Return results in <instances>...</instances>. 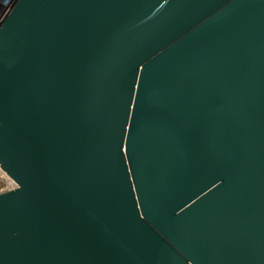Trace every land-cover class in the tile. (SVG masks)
I'll list each match as a JSON object with an SVG mask.
<instances>
[{
  "label": "water",
  "instance_id": "water-1",
  "mask_svg": "<svg viewBox=\"0 0 264 264\" xmlns=\"http://www.w3.org/2000/svg\"><path fill=\"white\" fill-rule=\"evenodd\" d=\"M0 167V264H264V0H19Z\"/></svg>",
  "mask_w": 264,
  "mask_h": 264
},
{
  "label": "built area",
  "instance_id": "built-area-1",
  "mask_svg": "<svg viewBox=\"0 0 264 264\" xmlns=\"http://www.w3.org/2000/svg\"><path fill=\"white\" fill-rule=\"evenodd\" d=\"M18 1L19 0H0V28L5 23L6 19L17 5ZM0 179L3 182L0 192L15 190L17 188V184L1 169V167Z\"/></svg>",
  "mask_w": 264,
  "mask_h": 264
},
{
  "label": "rangeland",
  "instance_id": "rangeland-1",
  "mask_svg": "<svg viewBox=\"0 0 264 264\" xmlns=\"http://www.w3.org/2000/svg\"><path fill=\"white\" fill-rule=\"evenodd\" d=\"M2 183H3V182H2V180L0 179V189H1V187L3 186Z\"/></svg>",
  "mask_w": 264,
  "mask_h": 264
}]
</instances>
